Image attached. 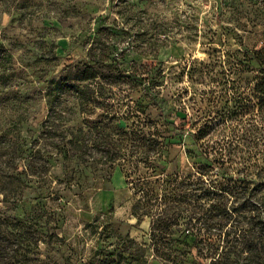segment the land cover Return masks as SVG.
I'll list each match as a JSON object with an SVG mask.
<instances>
[{
	"label": "rangeland",
	"instance_id": "rangeland-1",
	"mask_svg": "<svg viewBox=\"0 0 264 264\" xmlns=\"http://www.w3.org/2000/svg\"><path fill=\"white\" fill-rule=\"evenodd\" d=\"M262 47L264 0H0V264H129L151 221L123 131H166L156 102L217 119Z\"/></svg>",
	"mask_w": 264,
	"mask_h": 264
},
{
	"label": "trees",
	"instance_id": "trees-1",
	"mask_svg": "<svg viewBox=\"0 0 264 264\" xmlns=\"http://www.w3.org/2000/svg\"><path fill=\"white\" fill-rule=\"evenodd\" d=\"M249 61V91L237 83L232 106L219 108L217 119L211 109L177 123L156 102V122L162 119L166 131L147 140L123 131L122 159H137L135 184L126 170L132 215L151 221L148 246L129 239L136 247L129 264H264V47ZM84 74V80L96 77L91 68ZM175 146L190 160L185 172ZM235 217L238 224L223 233Z\"/></svg>",
	"mask_w": 264,
	"mask_h": 264
}]
</instances>
